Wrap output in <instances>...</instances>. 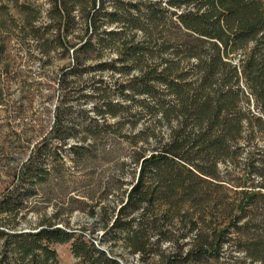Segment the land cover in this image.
<instances>
[{"label": "trees", "instance_id": "16d2710c", "mask_svg": "<svg viewBox=\"0 0 264 264\" xmlns=\"http://www.w3.org/2000/svg\"><path fill=\"white\" fill-rule=\"evenodd\" d=\"M8 17L18 19L20 41L70 62L51 78L56 106L31 149L17 151L13 142L29 144L27 132L0 122V264H58L57 245L77 264H124L118 243L143 262L204 264L227 250L226 238L236 261L264 264V218L258 226L246 215L264 209V169L255 166L264 148V0H0V55ZM111 138L127 143L119 165L131 176L128 189L111 193V212L102 209L100 238L49 221L16 230L60 168L95 163L111 153ZM240 158L256 184L222 208L209 188L222 189L218 166L230 174L226 164ZM174 216L193 235L188 243L164 231Z\"/></svg>", "mask_w": 264, "mask_h": 264}, {"label": "rangeland", "instance_id": "374dc122", "mask_svg": "<svg viewBox=\"0 0 264 264\" xmlns=\"http://www.w3.org/2000/svg\"><path fill=\"white\" fill-rule=\"evenodd\" d=\"M8 17L7 22L2 28L3 35L8 36V44L6 53L0 55V122H4L6 118L12 127L16 130H23L27 133L26 140L30 139L29 144L13 142L17 151H26L31 149L37 143L39 134L42 135L48 129L52 114L55 108L54 82L51 80L62 67L68 65L70 59L65 53L49 52L44 56L40 54L35 47L36 43L26 40L20 41L23 38L20 33L18 19ZM6 37V36H4ZM109 58H113V55ZM104 61L108 58H104ZM104 80L111 79L110 74L103 75ZM81 108L89 109L91 105L79 103ZM115 119L108 121L113 123ZM16 125H19L16 128ZM14 129V130H15ZM142 129V125H138L133 129L128 126L120 131V135L127 136L129 133H138ZM108 152H100L96 156L95 163H84L79 167H74L70 163L65 164L59 172L50 178L53 180L48 185L39 189L37 197L30 200L26 206V210L17 217L15 222L17 231L29 232L35 231L44 221H49L61 228L69 229H86L94 232L96 238H100L103 234L102 226L98 222L102 216V209L107 215L111 212L112 199L111 193L113 190H126L122 182H128L130 179V169L119 165V161L127 162V143L120 139L104 140ZM119 141V142H118ZM70 145L76 144L70 141ZM260 147H263L260 145ZM264 148L261 156L257 157L259 162L255 166L264 169ZM242 158L238 159L235 164H226L230 174H225L224 165H219L220 178L223 183L222 189H216L213 186L209 191L217 195V200L223 201L222 208L225 203L236 202V195L241 190L246 189L251 191L255 182L253 177H243ZM5 168L0 167V178L5 179ZM243 177V178H242ZM54 178V179H53ZM119 180V181H118ZM258 191V188L254 189ZM225 215V214H224ZM246 215L256 219L254 225H260V221L264 218V209L260 206L252 205L246 209ZM220 219V222L229 223V219L225 216V220ZM177 217H173L174 224L171 228H166L164 231H169L168 237L173 242L188 243L193 235H190L188 228L180 229L178 224H175ZM10 220V219H9ZM217 228V225H211ZM87 232V233H88ZM90 233V232H89ZM202 233L209 234L210 229L203 228ZM170 243H165L163 247H167ZM110 244H104L103 249H107ZM234 246L233 241L226 238L224 247L225 252L218 257L210 258L204 264H250L239 263L233 256H239L235 253H230ZM58 255V264H77L78 261L69 251L68 245H57L54 247ZM117 254L123 253L124 264H153V260L140 261V256L129 255V250L123 249L121 243H118L114 248ZM256 264H261L256 262Z\"/></svg>", "mask_w": 264, "mask_h": 264}]
</instances>
